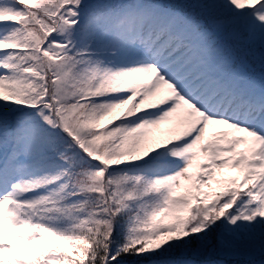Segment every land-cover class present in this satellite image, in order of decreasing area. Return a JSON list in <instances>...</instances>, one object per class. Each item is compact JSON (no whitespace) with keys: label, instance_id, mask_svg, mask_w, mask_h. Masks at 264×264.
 I'll return each instance as SVG.
<instances>
[{"label":"snow or ice","instance_id":"1","mask_svg":"<svg viewBox=\"0 0 264 264\" xmlns=\"http://www.w3.org/2000/svg\"><path fill=\"white\" fill-rule=\"evenodd\" d=\"M0 264H264V0H0Z\"/></svg>","mask_w":264,"mask_h":264}]
</instances>
